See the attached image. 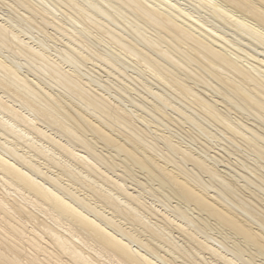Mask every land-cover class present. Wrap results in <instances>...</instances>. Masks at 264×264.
<instances>
[{"label": "bare ground", "instance_id": "1", "mask_svg": "<svg viewBox=\"0 0 264 264\" xmlns=\"http://www.w3.org/2000/svg\"><path fill=\"white\" fill-rule=\"evenodd\" d=\"M0 1V264H264V0Z\"/></svg>", "mask_w": 264, "mask_h": 264}, {"label": "rangeland", "instance_id": "2", "mask_svg": "<svg viewBox=\"0 0 264 264\" xmlns=\"http://www.w3.org/2000/svg\"><path fill=\"white\" fill-rule=\"evenodd\" d=\"M0 3H1V1H0ZM2 4H3V2L0 4V5H1V7H0V8H1L0 11H5V12L8 11V8L6 7V4H4L5 6H3ZM2 6H3V7H2ZM59 42H60V41H59ZM101 74L103 75V74H105V73L103 72V73H101ZM127 108H129V107H127ZM188 126H189V125H186L187 128H188ZM193 131H194V130H193ZM195 131H197V130L195 129ZM197 132H198V131H197ZM182 134H183V133H182ZM183 135L185 136V137H184V140H186V142H187V141L189 142V137L187 138V136H186L185 134H183ZM186 138H187V139H186ZM184 140H183V141H184ZM240 154H243V153L240 152ZM243 156H245L246 159H247V155L244 154ZM243 156H241V158H242ZM243 158H244V157H243ZM250 161H251V159H250ZM239 167H241V166H235V168L227 169V171H231L232 173L234 172L235 174H239V175H237V176H240V173H237L238 170H239V172L241 171L242 174L244 173L245 175H249V172H247L246 169H244V170H245V171H244L242 167H241V169H240ZM232 169H233V170H232ZM235 169H236V172H235ZM230 174H231V173H230ZM240 179L243 180V178H242L241 176H240ZM243 182H244V181H243Z\"/></svg>", "mask_w": 264, "mask_h": 264}]
</instances>
